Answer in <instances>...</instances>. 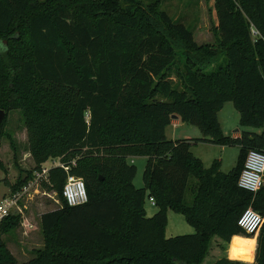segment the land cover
Listing matches in <instances>:
<instances>
[{
    "label": "trees",
    "instance_id": "obj_1",
    "mask_svg": "<svg viewBox=\"0 0 264 264\" xmlns=\"http://www.w3.org/2000/svg\"><path fill=\"white\" fill-rule=\"evenodd\" d=\"M52 1L40 8L0 0V134L15 109L30 171L47 158L60 161L41 183L59 198V207L38 216L42 246L17 261L3 236L20 217L8 214L0 219V264H200L213 237L229 242V259L210 264H264V184L254 193L236 184L245 153L264 154V0H213L214 45L196 44L180 21L163 10L141 12L135 2L127 11L105 3L93 16ZM220 54L224 62L203 72ZM227 101L244 128L235 136L222 134L216 116ZM173 117L200 136L167 138ZM198 142L236 146L234 166L225 173L218 159L203 166L190 151ZM132 156L145 157L137 188ZM30 171L1 182L13 192ZM66 173L82 180L86 202L65 203ZM144 197L156 208L150 216ZM248 206L262 216L251 235L236 224ZM167 208L194 232L164 237Z\"/></svg>",
    "mask_w": 264,
    "mask_h": 264
},
{
    "label": "rangeland",
    "instance_id": "obj_2",
    "mask_svg": "<svg viewBox=\"0 0 264 264\" xmlns=\"http://www.w3.org/2000/svg\"><path fill=\"white\" fill-rule=\"evenodd\" d=\"M58 1L56 0V2ZM30 2H33L34 5L40 8H45L53 4L52 0H30ZM130 2L132 4L135 2L136 9L141 12H148L150 10L155 12L160 10L165 11L172 20L180 21L185 27L191 30L192 38L196 44H215L216 19L213 0H63L61 3L67 6H76L77 9H80L79 7L81 6L83 11L94 16L99 11L104 10L103 4L105 3H109L112 10L127 11V5ZM143 26L145 25L142 24L141 27L144 28ZM13 34L18 35V31H12ZM18 46L22 52H25L22 45ZM0 49H2V46H0ZM223 62L224 55L220 54L214 62L203 69V72L212 71ZM179 71L178 65H175L168 72L171 80L174 82L177 80L175 75L179 74ZM216 116L223 135H231L244 129L238 124L237 112L228 101L222 104ZM165 134L170 139L195 138L200 136V132L195 126L181 121H178L175 127L169 124L165 128ZM190 151L195 157L201 160L205 167L209 165L212 159H218L219 170L225 173L234 166L238 148L233 145L219 146L198 142L190 146ZM0 160L5 170L4 172L0 170L1 197L9 193V187L1 182L3 177L9 184H12L18 178L29 173L33 166V159L27 147L22 117L20 112L15 109L7 112L1 128ZM127 160L136 169L132 179V185L136 188L140 187L142 185L141 173L145 158L139 156L131 157V159L128 158ZM45 161L46 165L53 167L60 164L57 157H50ZM43 190L45 194H34L30 198L25 195L21 196L17 202V208L11 212V214H19V222L17 227L4 235L3 238L8 250L17 261H25L30 258L32 252L42 246V236L37 225L39 214L59 207L57 192ZM143 210L146 216H150L156 210L153 205H150L147 197H144L143 200ZM165 215L164 237L191 234L194 232L193 226L188 224L177 211L167 208ZM216 239V237L212 238L208 252L200 264H210L221 256L228 258L227 249L229 242H222Z\"/></svg>",
    "mask_w": 264,
    "mask_h": 264
},
{
    "label": "built area",
    "instance_id": "obj_3",
    "mask_svg": "<svg viewBox=\"0 0 264 264\" xmlns=\"http://www.w3.org/2000/svg\"><path fill=\"white\" fill-rule=\"evenodd\" d=\"M45 163L46 161L40 163L39 168L31 172L30 177L19 189L0 197V219L11 214L17 208V202L21 196L25 195L30 198L34 194H45L41 183L47 182L48 170L53 167ZM62 168L64 171L67 170V167ZM236 184L238 187L252 193L264 184V154L262 152L251 149L245 153ZM61 196L68 206L86 202L87 197L82 180L66 173ZM148 201L150 205L154 204L151 197L148 198ZM261 222L262 216L249 206L242 210L236 220L237 226L248 235L255 234Z\"/></svg>",
    "mask_w": 264,
    "mask_h": 264
},
{
    "label": "crops",
    "instance_id": "obj_4",
    "mask_svg": "<svg viewBox=\"0 0 264 264\" xmlns=\"http://www.w3.org/2000/svg\"><path fill=\"white\" fill-rule=\"evenodd\" d=\"M179 120L177 119V118H174V119H172L171 121H170V123L169 124H172V126H176L177 125V122H178ZM168 126V125H167ZM166 126V127H167ZM165 127V128H166ZM235 131H236V129H235ZM164 134H165V129H164ZM237 133H233V134H231L232 136H235ZM165 136L167 137V135L165 134ZM132 157H139V156H132ZM141 157H143V156H141ZM130 159H131V157H129ZM145 158V157H144ZM145 161V160H144ZM43 213V212H42ZM41 214V213H40ZM253 239H254V245H255V238L256 237H252ZM254 245H253V250H254ZM252 259H253V253H252ZM252 261V260H251ZM250 261V262H251Z\"/></svg>",
    "mask_w": 264,
    "mask_h": 264
},
{
    "label": "water",
    "instance_id": "obj_5",
    "mask_svg": "<svg viewBox=\"0 0 264 264\" xmlns=\"http://www.w3.org/2000/svg\"><path fill=\"white\" fill-rule=\"evenodd\" d=\"M3 116H4V112L0 109V122H1V120H2V118H3ZM174 118V117H173Z\"/></svg>",
    "mask_w": 264,
    "mask_h": 264
}]
</instances>
